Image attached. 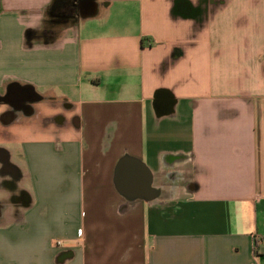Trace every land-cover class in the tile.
Listing matches in <instances>:
<instances>
[{"label": "crops", "instance_id": "crops-1", "mask_svg": "<svg viewBox=\"0 0 264 264\" xmlns=\"http://www.w3.org/2000/svg\"><path fill=\"white\" fill-rule=\"evenodd\" d=\"M0 149V264H264V0H0ZM125 155L161 198L120 193Z\"/></svg>", "mask_w": 264, "mask_h": 264}, {"label": "water", "instance_id": "water-1", "mask_svg": "<svg viewBox=\"0 0 264 264\" xmlns=\"http://www.w3.org/2000/svg\"><path fill=\"white\" fill-rule=\"evenodd\" d=\"M11 87H8V91ZM4 154L7 153L4 152ZM6 157L8 158L9 155L7 154ZM115 183L120 193L130 201L137 199L153 201L162 196L161 189L153 185V173L148 165L143 160L130 155L123 156L118 162ZM1 216L2 203L0 201V218Z\"/></svg>", "mask_w": 264, "mask_h": 264}, {"label": "flooded vegetation", "instance_id": "flooded-vegetation-1", "mask_svg": "<svg viewBox=\"0 0 264 264\" xmlns=\"http://www.w3.org/2000/svg\"><path fill=\"white\" fill-rule=\"evenodd\" d=\"M80 7L82 9H86L87 4H80ZM33 97V94L28 89H23L20 91L17 90V88H13L9 93L6 94V97L4 98L9 101L11 105L6 115L19 118V114L22 113V110H29L26 102L33 99ZM17 175V170L12 164H10L0 149V193L4 192L5 195H8L7 198L3 199L4 204H7L10 200L15 199L13 194L10 195V193L6 192H8V190L12 191L17 187Z\"/></svg>", "mask_w": 264, "mask_h": 264}, {"label": "trees", "instance_id": "trees-1", "mask_svg": "<svg viewBox=\"0 0 264 264\" xmlns=\"http://www.w3.org/2000/svg\"><path fill=\"white\" fill-rule=\"evenodd\" d=\"M75 5L72 4L71 2H65V3H61V2H56L55 5H54V8L58 9V13L54 14V15H59L61 17L62 20L61 23H65L67 24L71 22V20H75L77 18V15L78 13L76 12V8L77 7H74ZM55 13V12H54ZM71 13V14H70ZM56 18H54L52 15L46 17L45 21H44V26H43V32H46V31H50V30H53L55 27H57L59 29V23L58 25L56 24ZM63 19H68V20H64ZM62 27V26H61ZM60 27V28H61ZM57 31V30H56ZM27 40H29V37L27 35Z\"/></svg>", "mask_w": 264, "mask_h": 264}, {"label": "rangeland", "instance_id": "rangeland-1", "mask_svg": "<svg viewBox=\"0 0 264 264\" xmlns=\"http://www.w3.org/2000/svg\"><path fill=\"white\" fill-rule=\"evenodd\" d=\"M5 90H6V87H2V90H1L2 93L5 92ZM47 113H48V112H47ZM43 118H44L43 116L40 117V119H38V120H37V118H36V120H35L36 123L39 124V122H44V121H43ZM32 121H33V120H32ZM33 122H34V121H33ZM28 125H29V124L25 125L24 123H21V124H19V125H16V126L20 127L19 129L17 128V129H18L17 131H21V130H33V129H34V127H32V126H28ZM43 128H46L48 131H50V130H49V126H43ZM17 131H16V132H17ZM34 132H36V131H34ZM31 133H32V132H29L28 134L30 135ZM37 134H38V133H37ZM48 137H49V136H48ZM5 142H6V141H5Z\"/></svg>", "mask_w": 264, "mask_h": 264}, {"label": "built area", "instance_id": "built-area-1", "mask_svg": "<svg viewBox=\"0 0 264 264\" xmlns=\"http://www.w3.org/2000/svg\"><path fill=\"white\" fill-rule=\"evenodd\" d=\"M253 238H254L256 251L258 252L259 246L260 245L264 246V236H262L260 234H255V236Z\"/></svg>", "mask_w": 264, "mask_h": 264}]
</instances>
